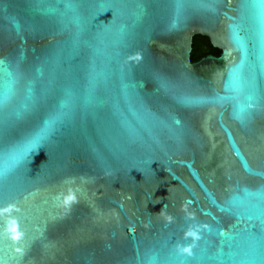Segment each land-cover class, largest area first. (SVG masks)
<instances>
[{"label": "water", "instance_id": "water-1", "mask_svg": "<svg viewBox=\"0 0 264 264\" xmlns=\"http://www.w3.org/2000/svg\"><path fill=\"white\" fill-rule=\"evenodd\" d=\"M0 264H264V0H0Z\"/></svg>", "mask_w": 264, "mask_h": 264}, {"label": "trees", "instance_id": "trees-1", "mask_svg": "<svg viewBox=\"0 0 264 264\" xmlns=\"http://www.w3.org/2000/svg\"><path fill=\"white\" fill-rule=\"evenodd\" d=\"M220 51L213 48L206 37L195 36L192 40L191 62H197L206 56L218 57Z\"/></svg>", "mask_w": 264, "mask_h": 264}, {"label": "clouds", "instance_id": "clouds-1", "mask_svg": "<svg viewBox=\"0 0 264 264\" xmlns=\"http://www.w3.org/2000/svg\"><path fill=\"white\" fill-rule=\"evenodd\" d=\"M185 251H188V249H185Z\"/></svg>", "mask_w": 264, "mask_h": 264}]
</instances>
